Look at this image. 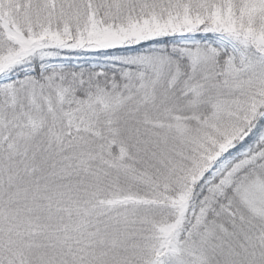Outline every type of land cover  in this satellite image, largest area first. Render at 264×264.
<instances>
[{"label": "snow or ice", "instance_id": "6c2138e0", "mask_svg": "<svg viewBox=\"0 0 264 264\" xmlns=\"http://www.w3.org/2000/svg\"><path fill=\"white\" fill-rule=\"evenodd\" d=\"M0 264H264V0H0Z\"/></svg>", "mask_w": 264, "mask_h": 264}]
</instances>
